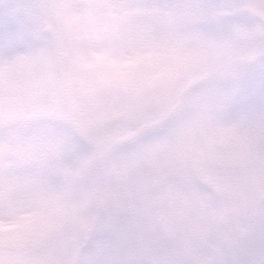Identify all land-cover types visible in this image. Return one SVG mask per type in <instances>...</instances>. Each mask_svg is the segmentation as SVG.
Segmentation results:
<instances>
[{"label": "clouds", "instance_id": "clouds-1", "mask_svg": "<svg viewBox=\"0 0 264 264\" xmlns=\"http://www.w3.org/2000/svg\"><path fill=\"white\" fill-rule=\"evenodd\" d=\"M0 264H264V0H0Z\"/></svg>", "mask_w": 264, "mask_h": 264}]
</instances>
